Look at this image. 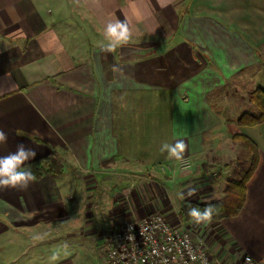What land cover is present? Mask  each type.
Masks as SVG:
<instances>
[{
    "label": "crops",
    "instance_id": "crops-1",
    "mask_svg": "<svg viewBox=\"0 0 264 264\" xmlns=\"http://www.w3.org/2000/svg\"><path fill=\"white\" fill-rule=\"evenodd\" d=\"M118 19L132 33L123 44L144 52L102 50L106 25ZM259 87L264 0H171L164 8L158 0H0V130L8 136L0 156L24 144L34 158L55 154L63 164L59 177L0 189V264H78L71 248L49 242L96 218L112 229L131 205L167 211L224 264H240L245 253L264 258V121L238 123L253 112L249 94ZM235 134L259 149L241 212L185 223L184 200L225 195L219 179L223 170L232 175L222 161ZM177 139L192 169L160 151Z\"/></svg>",
    "mask_w": 264,
    "mask_h": 264
},
{
    "label": "built area",
    "instance_id": "built-area-1",
    "mask_svg": "<svg viewBox=\"0 0 264 264\" xmlns=\"http://www.w3.org/2000/svg\"><path fill=\"white\" fill-rule=\"evenodd\" d=\"M178 163L186 170L195 164L189 156ZM132 208L103 237L100 251L107 264H224L217 252L184 223L173 221L162 211L142 213ZM249 258L251 264H264V258L255 259L249 253L243 254L240 264Z\"/></svg>",
    "mask_w": 264,
    "mask_h": 264
},
{
    "label": "trees",
    "instance_id": "trees-1",
    "mask_svg": "<svg viewBox=\"0 0 264 264\" xmlns=\"http://www.w3.org/2000/svg\"><path fill=\"white\" fill-rule=\"evenodd\" d=\"M249 99L256 110L243 113L238 119L240 125H255L264 121V87H259L250 92ZM233 140L239 141L244 157L238 160L237 166L233 169L225 187V195L204 203L184 200L179 207V215L185 223L193 219L188 214L192 207H198L202 211L208 204L214 205L217 212L213 215V220L234 217L241 212L247 198V183L259 163V149L255 141L249 136L235 134ZM24 168H31L35 177L44 175L59 177L63 174V164L55 154H47L27 161Z\"/></svg>",
    "mask_w": 264,
    "mask_h": 264
},
{
    "label": "clouds",
    "instance_id": "clouds-1",
    "mask_svg": "<svg viewBox=\"0 0 264 264\" xmlns=\"http://www.w3.org/2000/svg\"><path fill=\"white\" fill-rule=\"evenodd\" d=\"M161 8L167 7L171 0H158ZM105 38L109 41L107 45L102 46L104 51H114L121 44L129 41L132 33L129 24L126 20H116L109 22L105 28ZM7 134L0 130V143H6ZM187 144L184 139H177L174 143H163L160 151H167L170 157L176 160H182L187 150ZM36 156V152L27 148L24 144H18L14 152L0 156V189L19 188L25 190L30 183L36 180L31 168H24L27 161H30ZM194 188H189L186 195L193 196ZM217 212L214 205L208 204L202 211L198 207L189 209V216L199 224L201 222L210 223L213 215ZM246 264H251V259L246 261Z\"/></svg>",
    "mask_w": 264,
    "mask_h": 264
},
{
    "label": "rangeland",
    "instance_id": "rangeland-1",
    "mask_svg": "<svg viewBox=\"0 0 264 264\" xmlns=\"http://www.w3.org/2000/svg\"><path fill=\"white\" fill-rule=\"evenodd\" d=\"M247 111H255L253 104ZM226 142H228V144H226V147L231 150L230 156L225 157L224 161L218 158L219 160H217V162L222 161L223 165L226 163H230L229 165L232 166L233 170L237 166L238 160L244 157V154L242 153V148L239 141H235L229 138ZM223 171L224 172L222 173L219 181L222 182L223 185H226L228 182L227 180L231 176L227 171ZM131 206L133 207L134 205ZM132 209L138 212V210H136L135 208ZM174 210L176 209L174 208ZM154 211H162L167 214V211L164 210L156 209ZM82 216L83 215H78L77 217H74V221L80 222L81 220H84ZM95 221V224L89 226H85V223L83 221L81 222L83 224L73 223V227L68 228L66 233H64V231L59 232L56 235L57 238L49 243H54L58 248H63L64 246H66V248H71L74 257L73 259L77 260L79 262L78 264H107L104 255L100 251V245L104 240L103 237L111 230V226L106 220L102 221L96 218ZM45 242L46 241H40L38 243L46 245Z\"/></svg>",
    "mask_w": 264,
    "mask_h": 264
},
{
    "label": "water",
    "instance_id": "water-1",
    "mask_svg": "<svg viewBox=\"0 0 264 264\" xmlns=\"http://www.w3.org/2000/svg\"><path fill=\"white\" fill-rule=\"evenodd\" d=\"M146 49L142 48L140 46H134V45H129V44H122L119 48V55L121 57H126L130 54L133 53H142L144 52Z\"/></svg>",
    "mask_w": 264,
    "mask_h": 264
}]
</instances>
